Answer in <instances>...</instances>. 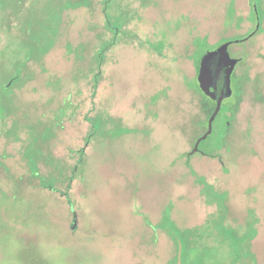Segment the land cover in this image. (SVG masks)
Returning <instances> with one entry per match:
<instances>
[{"label": "rangeland", "instance_id": "1", "mask_svg": "<svg viewBox=\"0 0 264 264\" xmlns=\"http://www.w3.org/2000/svg\"><path fill=\"white\" fill-rule=\"evenodd\" d=\"M253 6L0 0V264H177L178 243L183 264H264V32L200 145L221 158H185L215 109L200 60Z\"/></svg>", "mask_w": 264, "mask_h": 264}, {"label": "water", "instance_id": "2", "mask_svg": "<svg viewBox=\"0 0 264 264\" xmlns=\"http://www.w3.org/2000/svg\"><path fill=\"white\" fill-rule=\"evenodd\" d=\"M257 29H259V26ZM230 45L231 43L228 42L215 51H207L200 60L197 77L199 88L205 96L216 102V107L208 121L207 131L197 141L191 155L197 153L200 144L213 134L214 122L222 110L224 101L233 96L232 76L239 60L231 58L229 54ZM182 251L183 247L180 246L178 264H183Z\"/></svg>", "mask_w": 264, "mask_h": 264}, {"label": "flooded vegetation", "instance_id": "3", "mask_svg": "<svg viewBox=\"0 0 264 264\" xmlns=\"http://www.w3.org/2000/svg\"><path fill=\"white\" fill-rule=\"evenodd\" d=\"M255 6H256V10H255ZM116 10V9H115ZM253 10H255V12H256V19H255V21H256V28H255V30L253 31V32H251L250 34H249V37L251 36V35H253L254 33H255V35L257 36L258 34H259V32H261V33H263L264 32V29H262V25H263V23H264V15H263V17H262V19H261V16H260V11H258V7H257V5H254L253 6ZM263 12H264V10H262ZM129 25V24H128ZM124 22H123V28H124ZM259 26V29H257V27ZM123 28H122V31H123ZM126 33L128 34V32H125V31H123V32H121L120 34V38H127V35H126ZM260 33V34H261ZM252 37V36H251ZM247 39V38H246ZM236 41H240V42H236ZM228 42H230L231 43V45L229 46V54H230V56H231V58H233V59H236V60H239V62H238V64H237V66H236V69H237V67L243 62V60H244V58H243V55H242V52H240L239 51V48L238 49H236L237 48V46L238 45H240V44H242V43H244L245 41H244V39H242V40H239V39H231V38H228V39H226V40H222L220 43H218V44H216V45H213V47H211V48H209L208 49V51H215L217 48H219L221 45H223V44H225V43H228ZM103 58H101V59H99V60H102ZM236 69H235V71H234V73H233V76H232V84H233V77H234V75H235V72H236ZM98 72H100L101 74H102V72H101V69L98 71ZM100 73H98L96 76H95V79H96V81L98 82L99 81V77H100ZM211 100V99H210ZM214 104H215V107H216V102L215 101H213V100H211ZM222 109H223V106H222ZM212 112L213 111H211V113H210V115L212 114ZM222 113V110H221V112H220V114ZM219 114V115H220ZM233 114V112L232 111H227V112H225V116L226 115H228V117H230L231 115ZM219 115H218V117H219ZM217 117V118H218ZM100 120H104L103 118H101L100 117ZM230 120H232V119H230ZM102 122V121H101ZM105 124V123H104ZM230 126V125H229ZM102 127V125L100 124V128ZM91 128H92V124H91ZM207 128H208V122H207ZM206 132V131H205ZM205 132H203V133H201L200 135H198L197 136V138H196V140H195V142H194V145H193V147H192V150L189 152V153H187V155L185 156V158H186V164L188 165V164H190V161L191 160H193V158H195V157H197L198 155L197 154H199V155H202V156H204V157H208V158H215V157H220L221 158V156L220 155H218V153H215V154H217V155H215L214 153L213 154H201V152H200V146H199V151L197 152V153H195V154H193V155H191V152L194 150V148H195V145H196V143H197V141L202 137V135H204V133ZM202 144V143H201ZM200 144V145H201ZM81 152H82V150H80ZM197 165H200L201 166V164H198L197 163ZM193 168H194V166H193ZM194 172H195V174H196V170H195V168H194V170H193ZM193 172V173H194ZM193 176H195L194 174H193ZM180 246H182L181 245V243H179V250H180ZM178 259H179V254L177 255V264H178ZM258 258H257V255H256V258L253 260V264H258ZM235 264H240V262L236 259L235 260Z\"/></svg>", "mask_w": 264, "mask_h": 264}, {"label": "trees", "instance_id": "4", "mask_svg": "<svg viewBox=\"0 0 264 264\" xmlns=\"http://www.w3.org/2000/svg\"><path fill=\"white\" fill-rule=\"evenodd\" d=\"M259 1L261 2V7L263 8L264 7V0H251V3H254V5H257V7L259 6ZM235 8V7H234ZM234 13H235V9H234V11H233V15H234ZM253 13H254V17H255V19H256V12H255V10L253 11ZM261 32H259V34H260ZM258 34V35H259ZM257 35V36H258ZM255 34L252 36V37H247V39L245 38V42L244 43H247V41L248 40H250L251 38H253V37H257ZM240 38H242V36H235V37H233V38H231V39H240ZM205 39V38H204ZM225 40V39H224ZM210 47H208V49H209ZM198 70H199V68H198ZM11 80H12V82H14L16 79H15V77L13 78H11ZM15 83V82H14ZM200 89V88H199ZM202 93V92H201ZM214 106H215V104H214ZM215 109H213V111H214ZM230 111V110H229ZM205 113H206V116H207V114H208V121H209V119L211 118V115H209L210 113H208L207 112V110L205 111ZM213 113V112H212ZM226 117V116H225ZM217 119V118H216ZM216 121V120H215ZM203 128L204 127H202L201 129H200V131L199 132H202L203 131ZM206 128H207V125H206ZM203 133V132H202ZM220 158V157H219ZM187 162V161H186ZM187 165V164H186ZM188 167H190V169H191V173L192 174H194V175H196L195 174V172L193 171L194 170V168L192 167V166H190V164H188L187 165ZM194 172V173H193ZM73 202H71V199H69V204L71 205ZM76 221H77V218H76V215H75V212H73V223H72V230H77V223H76ZM177 247H179V243H178V246ZM178 254H179V248H178ZM177 260V259H176Z\"/></svg>", "mask_w": 264, "mask_h": 264}]
</instances>
